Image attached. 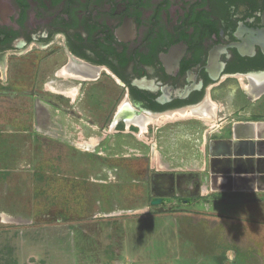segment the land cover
Instances as JSON below:
<instances>
[{
    "label": "flooded vegetation",
    "instance_id": "1",
    "mask_svg": "<svg viewBox=\"0 0 264 264\" xmlns=\"http://www.w3.org/2000/svg\"><path fill=\"white\" fill-rule=\"evenodd\" d=\"M174 113L189 127L177 123L172 153L195 164L200 142L208 157L239 126L264 125V0H0V126L67 128L65 138L34 136L53 165L126 170L145 116ZM233 193L223 192L260 201Z\"/></svg>",
    "mask_w": 264,
    "mask_h": 264
},
{
    "label": "rangeland",
    "instance_id": "2",
    "mask_svg": "<svg viewBox=\"0 0 264 264\" xmlns=\"http://www.w3.org/2000/svg\"><path fill=\"white\" fill-rule=\"evenodd\" d=\"M98 87L97 98L105 102L110 87ZM95 89L89 92L95 95ZM170 117L181 115L145 116L136 134L149 140L157 132L154 124ZM215 121L202 118L210 126ZM57 129L0 126V264H264L263 192H236L232 197L260 201L226 204L228 191L205 189L203 179L186 190L180 176L168 191L138 183L128 189L104 163L77 161L78 170H66L59 159L53 165V153L34 136L69 133ZM200 143V169L207 170ZM213 195L219 196L210 201ZM156 197L163 202L151 206Z\"/></svg>",
    "mask_w": 264,
    "mask_h": 264
},
{
    "label": "crops",
    "instance_id": "3",
    "mask_svg": "<svg viewBox=\"0 0 264 264\" xmlns=\"http://www.w3.org/2000/svg\"><path fill=\"white\" fill-rule=\"evenodd\" d=\"M185 119L176 118L174 120H168L161 124H154L156 126V133L149 140H143L139 138V136L135 133L134 137L136 139V145L139 149L138 152H135L136 163H132L128 165L129 167L126 170H112V173L115 177H117V183L122 182L128 185V189H130V185L132 184H141L143 185V189L146 187H150L153 185L154 187H158L159 189H164L168 191L171 188L172 183L176 178H182L179 181V184L182 185L183 189L186 190H194L195 187L200 184L201 179L206 184L205 189H210L211 191H229V192H263L264 193V133L251 131V128H247L245 126V132H253L258 134L261 137H252L250 141L249 138L241 139V134H245V132L238 133L236 135L235 143L238 145V142L244 144V148L242 151L244 154H240L239 157L244 158L245 153L248 154L245 158L252 157L253 161L251 165H253L254 170H222L220 165L215 162L224 157L225 160L235 156L236 153L228 155H219L210 156L209 154V167L208 170L200 169V163L195 164L191 161V163H183L186 162L185 156L177 157L172 152L176 151V136L178 133L177 123L184 124L179 126V128L186 127L189 125L186 124ZM159 122V121H157ZM152 122L149 121L148 125H151ZM172 125V126H170ZM261 125V124H259ZM258 125V126H259ZM252 126V125H250ZM257 126V125H256ZM264 126V125H263ZM165 127L164 129H162ZM191 128V127H190ZM160 129V130H159ZM219 143H224V141H215ZM247 142V144H245ZM213 143V142H212ZM212 143H211V153H212ZM233 150V147L230 146ZM251 147V148H250ZM223 154V153H221ZM251 154V155H249ZM162 155V156H161ZM114 156V155H113ZM114 158V157H113ZM260 159V160H259ZM104 160V158H102ZM177 166L180 168H191L190 170H179ZM194 167V168H193ZM196 167V168H195ZM233 167V166H232ZM159 175L163 176L162 179L156 180L150 179L151 176ZM219 177V180H222V188L213 189L212 185L217 182L216 178ZM137 188V186H135ZM207 187V188H206ZM134 188V187H133ZM135 188V189H136ZM148 189V188H147ZM167 189V190H166ZM204 190V189H203Z\"/></svg>",
    "mask_w": 264,
    "mask_h": 264
},
{
    "label": "water",
    "instance_id": "4",
    "mask_svg": "<svg viewBox=\"0 0 264 264\" xmlns=\"http://www.w3.org/2000/svg\"><path fill=\"white\" fill-rule=\"evenodd\" d=\"M248 138H249L250 141H253V140H251L252 137H248ZM228 144H227V146H228L227 148H229L230 146H232L233 147V151H235L236 153L234 154V152H233V154L235 156L232 157V160H230L231 157L228 158L227 160H225L224 157H223V158L215 161V162H217L220 165L221 169L225 165H228L227 167H224L222 170H224L225 168L227 170H254L253 165H251V163L253 161V158L252 157L249 156V158H245L246 156H248V154H246V153H245L244 158L239 157L240 154H244L243 152H240L244 148V146H243L244 144H241L239 142V144L236 145L235 140L230 141ZM245 144H247V142ZM239 152H240V154H239ZM209 154H210V156L212 155L211 151H210ZM220 155L224 156L225 154L223 153V154H220ZM249 155H251V154H249ZM228 157H229V154H228ZM261 161H264V160L261 159ZM163 200H164V198H161V197L153 198L150 201V205L151 206L160 205L163 202ZM246 201L247 202H254L256 200L255 199H247ZM243 202H245V200L244 199H241V198H227L225 200V203L226 204H240V203H243ZM159 211H162V208H160Z\"/></svg>",
    "mask_w": 264,
    "mask_h": 264
},
{
    "label": "bare ground",
    "instance_id": "5",
    "mask_svg": "<svg viewBox=\"0 0 264 264\" xmlns=\"http://www.w3.org/2000/svg\"><path fill=\"white\" fill-rule=\"evenodd\" d=\"M210 114V112H207V114L205 115V117H206V120L207 121H209V120H211V119H213L212 117H211V115H209ZM247 128H251V131L252 130H254V132H261V133H264V126H261V125H253V126H250V125H248V126H246ZM237 128V127H236ZM238 130V133H241V132H245V126H239V128L237 129ZM226 147H228L227 146V143L226 144H224V143H219V142H213L212 143V154H213V156H219L221 153H223V151L225 150V148ZM251 148V147H250ZM213 178H216L217 179V182H216V184L214 183L213 185H212V187H213V189H219V188H222V183H221V181L222 180H219V182H218V179H219V177H213Z\"/></svg>",
    "mask_w": 264,
    "mask_h": 264
}]
</instances>
